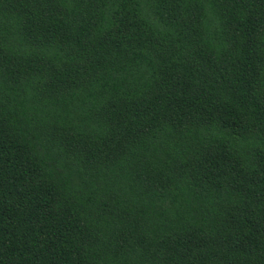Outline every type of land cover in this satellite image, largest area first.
<instances>
[{
	"label": "trees",
	"instance_id": "16d2710c",
	"mask_svg": "<svg viewBox=\"0 0 264 264\" xmlns=\"http://www.w3.org/2000/svg\"><path fill=\"white\" fill-rule=\"evenodd\" d=\"M0 264H264V0H0Z\"/></svg>",
	"mask_w": 264,
	"mask_h": 264
}]
</instances>
